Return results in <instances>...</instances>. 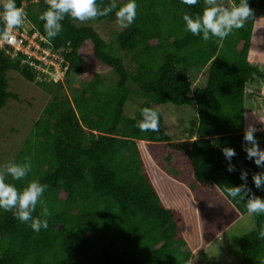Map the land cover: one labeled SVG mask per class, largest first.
Segmentation results:
<instances>
[{
  "label": "trees",
  "instance_id": "1",
  "mask_svg": "<svg viewBox=\"0 0 264 264\" xmlns=\"http://www.w3.org/2000/svg\"><path fill=\"white\" fill-rule=\"evenodd\" d=\"M15 2L22 9L29 4L24 19L38 33L40 46L59 53L67 76L82 69L86 49L118 81L108 86L94 74L71 97L54 94L43 110L13 162L30 171L20 180L7 172L3 181L18 192L33 180L43 184L45 192L32 215L46 219L48 226L35 232L12 212L0 210V264H190L199 256L208 262L198 234L192 237L187 228L190 220L200 222V236L211 241L248 214L249 198L264 199V185L257 189L253 182L264 168L247 158L245 149L251 145L244 140L247 85L255 76L264 79V72L249 63L264 0H249L253 18L222 41L211 33L204 41L202 32L196 36L185 31L183 15L200 16L205 0L191 6L182 0H136L134 22L114 40L134 68L95 29L76 26L70 16L60 22L62 31L55 38H46L38 17L49 7L47 0ZM96 2L104 10L127 0ZM229 2L232 7L211 6L231 10L239 4ZM95 20L116 23V10ZM5 28L0 20V42ZM39 64L6 44L0 46V116L11 100L19 99L9 91L11 72L47 87ZM203 70L204 85L194 87L189 73ZM136 93L143 102L132 118L126 106ZM168 103L193 104L199 110V125L186 140L175 142L163 129L159 108ZM145 107L158 112V132L136 127ZM254 137L264 149V133ZM224 148L235 151L230 160ZM240 186L246 190L243 199L227 196L228 188ZM43 206L47 216H42ZM196 208L199 213L193 212ZM254 222L240 241L244 264H264V239L259 238L264 214H254Z\"/></svg>",
  "mask_w": 264,
  "mask_h": 264
},
{
  "label": "rangeland",
  "instance_id": "2",
  "mask_svg": "<svg viewBox=\"0 0 264 264\" xmlns=\"http://www.w3.org/2000/svg\"><path fill=\"white\" fill-rule=\"evenodd\" d=\"M49 2V0H47ZM214 4L219 7L231 6L229 0H214ZM29 4H24L23 11L26 12ZM232 7V6H231ZM73 23L78 27H91L113 48L118 57H121L128 68H134L130 57L125 53L118 51L115 45V38L123 28L118 22L102 21L95 19L81 22L73 19ZM24 38L36 41L39 38L38 33L33 32L32 25L24 19L21 26ZM255 29L264 36V11L257 13ZM16 30H12L11 34ZM257 33V32H256ZM38 40V39H37ZM37 43V41H36ZM29 44V43H28ZM260 50L264 49V41L259 44ZM257 45V47H259ZM23 51V47L18 46ZM47 52V53H46ZM42 46L39 51L33 50L28 57L34 58L40 62V69L44 74L46 88H39L36 84L26 82L15 72L9 74L10 88L9 91L18 96V100H11L0 116V177L5 178L7 168L13 164L18 157L20 150L23 148L27 139L34 130L36 122H38L43 114V110L52 101L54 94H61L62 97H71L76 91H79L86 84L93 80L94 74H99L108 86H115L118 81V76L114 71L103 65L95 64L92 55L86 51H82V66L81 70L73 71L69 76L66 75L67 67L64 65L62 57L57 52H50ZM258 52V49L257 51ZM51 55V56H50ZM14 56V55H13ZM43 63V64H41ZM45 63V64H44ZM258 66L259 63L255 61ZM264 68V65H262ZM264 72V71H263ZM193 86H203L207 77V70L201 72H190ZM39 81V79H38ZM84 84V85H83ZM60 87V88H59ZM137 92V87L131 86ZM50 90V91H49ZM64 95V96H63ZM143 99L137 93L127 103L126 115L135 117L137 109L142 104ZM246 106V104H245ZM263 109L249 112L246 115L247 123L257 129L256 132L264 133V104ZM251 108V107H250ZM160 111L164 117L163 129L166 131L173 141H183L188 138L190 131L195 130L200 122L198 108L190 104L188 106L178 107L173 104L162 105ZM252 124V125H251ZM196 208L193 212H198ZM211 208H208L207 213H211ZM193 220H196L193 218ZM197 223L190 220L187 228L190 229L192 237L195 234L199 245L204 248L205 253L209 257L208 262H203L199 256L190 264H244V260L240 251L241 238L254 229V214H246L244 217L234 223L228 230L219 231L218 224L216 228L220 232L217 237H212L211 241H203L202 229L203 225L196 220ZM194 233V234H193Z\"/></svg>",
  "mask_w": 264,
  "mask_h": 264
},
{
  "label": "clouds",
  "instance_id": "3",
  "mask_svg": "<svg viewBox=\"0 0 264 264\" xmlns=\"http://www.w3.org/2000/svg\"><path fill=\"white\" fill-rule=\"evenodd\" d=\"M182 2L191 6L196 5L198 0H182ZM213 3L214 0H205L207 6L196 18L187 13L184 14L182 19L185 31L196 36L202 32L204 41H209V33H211V37L222 41L234 30L243 28L246 20L253 18V9L249 6V0H239L238 6L231 10L211 6ZM113 9L116 10L117 22L121 28L129 27L137 16L136 0H127L122 6L112 4L104 10L98 9L96 0H49V7L39 15L38 19L44 22L46 38H55L62 31L60 22L65 19V15L85 22L98 16L108 15ZM25 15L23 9L16 6L15 0H0V20L6 25L2 33L5 40L11 39L13 29H19L22 26ZM140 115L143 119L136 122V127L141 132L159 131V116L156 110L145 107ZM256 131L257 129L253 126H249L246 130L244 140L251 146L245 150L248 159L253 160L258 167L264 168V149L259 147L254 137ZM223 154L230 160L235 155V151L224 148ZM233 170L231 166L228 169V171ZM7 171L14 179L20 180L28 174L30 168L11 164ZM245 176L246 174H242L241 179H245ZM253 182L256 188L260 189L264 185V172L253 176ZM44 192L45 186L38 180L31 181L22 192H18L14 186L4 183L3 178L0 177V210L12 212L20 222L28 223L33 231L39 232L41 228H47V220L34 218L32 213L36 210L38 199ZM226 194L233 199H243L246 190L243 186L231 187L226 190ZM246 208L250 214H264V199L252 196L247 200ZM42 209V216H47L46 206ZM259 238L264 239V227L259 229Z\"/></svg>",
  "mask_w": 264,
  "mask_h": 264
},
{
  "label": "crops",
  "instance_id": "4",
  "mask_svg": "<svg viewBox=\"0 0 264 264\" xmlns=\"http://www.w3.org/2000/svg\"><path fill=\"white\" fill-rule=\"evenodd\" d=\"M255 25H256V22H255ZM263 41H264V36H261L260 33L254 27L250 54H249V63L252 66L257 67L262 72L264 71V68H262V65H264V49L260 50L259 44H262ZM257 45L259 47H257ZM257 49H258V52H256ZM255 61L259 63L258 66L255 64ZM247 91H248V94L245 99V104H246L245 106V132L249 127V124L247 123L246 115L251 111L255 112L258 109H263L261 105L264 104V79L255 76L253 81H251L247 85ZM258 133L260 132H254V134H258Z\"/></svg>",
  "mask_w": 264,
  "mask_h": 264
},
{
  "label": "built area",
  "instance_id": "5",
  "mask_svg": "<svg viewBox=\"0 0 264 264\" xmlns=\"http://www.w3.org/2000/svg\"><path fill=\"white\" fill-rule=\"evenodd\" d=\"M35 37H36V41H37L38 38H37V36H35ZM41 40H43V39H41ZM36 41L34 40V38H33L32 41H30V40L24 38V36H23L21 31H15V32H13V34H11V39L10 40L3 39L0 42V46L3 45V44H6V45L14 48L16 51L22 52L25 55L29 56V55H31V52L33 50L39 51L40 48H41V46L38 43H36ZM18 46L23 47V51L20 50L18 48ZM48 53H50V51Z\"/></svg>",
  "mask_w": 264,
  "mask_h": 264
}]
</instances>
